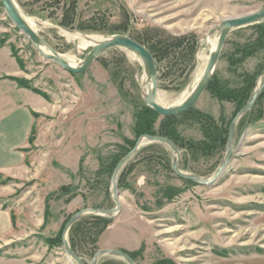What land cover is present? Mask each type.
Wrapping results in <instances>:
<instances>
[{
  "label": "rangeland",
  "instance_id": "374dc122",
  "mask_svg": "<svg viewBox=\"0 0 264 264\" xmlns=\"http://www.w3.org/2000/svg\"><path fill=\"white\" fill-rule=\"evenodd\" d=\"M13 1L75 64L92 47L88 37L128 35L146 46L164 106L196 85L218 37L208 35L212 28L264 8V0ZM0 46V212L12 220L0 231V264H78L63 229L80 210L116 207L113 171L143 134V63L115 47L86 72L70 73L39 54L1 0ZM263 81L264 31L235 29L197 104L170 119L154 113L153 135L172 130L180 169L212 178L230 123ZM175 158L168 144L145 141L118 174L121 210L85 214L71 226L68 242L85 264L104 248L136 264H264V89L238 121L230 161L214 183L178 176ZM98 264L129 263L105 254Z\"/></svg>",
  "mask_w": 264,
  "mask_h": 264
},
{
  "label": "water",
  "instance_id": "95a60500",
  "mask_svg": "<svg viewBox=\"0 0 264 264\" xmlns=\"http://www.w3.org/2000/svg\"><path fill=\"white\" fill-rule=\"evenodd\" d=\"M1 2L5 8L8 17L13 21L15 26L18 27L29 38L32 45L39 52V54L44 58L55 62L70 73L81 74L86 72L103 53L115 47H124L136 53L143 63L145 73L144 84L146 86V90L142 92L144 102L147 106H149L159 115L164 117H174L184 114L197 104L212 79L226 40L233 30L249 25L264 24V8L248 14L222 19L214 28L209 31V36L218 34V39L215 48L210 52L207 65L201 78L183 102L173 106H164L160 104L157 100L159 78L155 58L150 49H148L146 46H144L137 40L133 39L128 35H114L107 38H103L99 41H95L94 45L91 47V49L83 58V60L79 64L74 66L66 58H64L62 54L57 52L47 42V40L37 32L36 29H34V27L18 9L13 0H1ZM263 89L264 81L258 84L249 101L238 111V113L235 115L232 122L230 123L225 160L220 165V167L212 178L205 179L198 175L182 171L180 169L181 152L172 139L165 136L147 133L139 136L135 146L122 159L119 160L113 171L112 185L113 197L116 201V207L111 209L86 208L74 214L65 224L62 233L63 246L66 253L70 257H72L78 264H85L82 259L77 255V253L72 249L70 243L68 242V231L71 226L79 219H81L85 214L113 215L114 213H117L121 210L122 205L120 201V190L117 182L118 174L123 168V166L137 153V151L140 149L141 145L145 141L163 142L168 144L172 148L176 155V158L173 160L172 167L174 172L178 176L207 185L212 184L217 179H219L220 176L224 173L225 168L228 165L233 152V142L237 123L246 112H248L254 107ZM105 254L115 255L124 258L129 264H136L135 260L127 252L112 248H104L98 250L93 257L91 264H98L99 258Z\"/></svg>",
  "mask_w": 264,
  "mask_h": 264
},
{
  "label": "trees",
  "instance_id": "16d2710c",
  "mask_svg": "<svg viewBox=\"0 0 264 264\" xmlns=\"http://www.w3.org/2000/svg\"><path fill=\"white\" fill-rule=\"evenodd\" d=\"M263 31H264V24H257ZM189 111V110H188ZM156 113L158 115V113L156 111H154L152 108H150L149 106H146L145 112H142L143 116L142 119H139L138 124H137V132H140L143 134L144 133H149V134H153L152 130H153V124L154 121H152V115ZM151 117V120H149V118ZM168 119H170L171 117H167ZM143 119H146L143 121ZM148 121V122H146ZM170 132H166L164 133V136H168L170 139L175 140L172 130H168Z\"/></svg>",
  "mask_w": 264,
  "mask_h": 264
},
{
  "label": "crops",
  "instance_id": "0c3cea01",
  "mask_svg": "<svg viewBox=\"0 0 264 264\" xmlns=\"http://www.w3.org/2000/svg\"><path fill=\"white\" fill-rule=\"evenodd\" d=\"M0 49H1V46H0ZM8 57H10L14 61V63L16 64V66L18 65V62L16 61V59L15 58H12V53L11 52H9ZM4 74H7V72H2L1 73V75H4ZM26 111H27L28 115L31 117L30 111L28 109H26ZM30 124H29V126H30ZM11 225H12V220H11V214H10V212H7L6 214L4 212L3 213L0 212V231L6 230L7 227H10Z\"/></svg>",
  "mask_w": 264,
  "mask_h": 264
},
{
  "label": "bare ground",
  "instance_id": "6f19581e",
  "mask_svg": "<svg viewBox=\"0 0 264 264\" xmlns=\"http://www.w3.org/2000/svg\"><path fill=\"white\" fill-rule=\"evenodd\" d=\"M23 15H24V14H23ZM24 16H25V15H24ZM26 19L30 22V24L34 27V29H36V28H35V23H36V21L33 20V19H30V18H28V17H26ZM89 38H90L91 40H90V41H87V42H89L90 44H92V46L94 45V42H95V41H99V40H102V39H103V38L100 39V38H97V37H96V38H95V37H89ZM217 39H218V37H217ZM216 43H217V40H216ZM216 43L214 42V44H213L214 47L211 49V51L215 48ZM63 57L66 58V59H67L72 65H74V66L77 65V64H75L73 61L69 60L66 56L63 55ZM207 62H208V61H207ZM207 62H206V60L204 61V66L207 65ZM78 64H79V63H78ZM204 66H203V67H200V69H199V71H198V75L202 73V71H203V69H204ZM205 67H206V66H205ZM204 70H205V69H204ZM203 72H204V71H203ZM202 74H203V73H202ZM201 76H202V75H201ZM201 76H200V78H201ZM200 78H199V79H200ZM198 81H199V80H198ZM198 81H197V82H198ZM144 82H145V79H144ZM197 82H196V83H197ZM194 86H195V85H194ZM187 96H188V95H187ZM184 100H185V99H181L180 102L177 103V104H180V103L183 102ZM177 104H176V105H177Z\"/></svg>",
  "mask_w": 264,
  "mask_h": 264
}]
</instances>
